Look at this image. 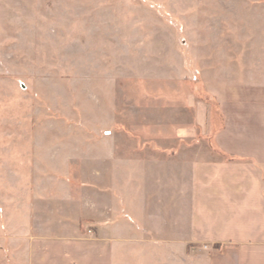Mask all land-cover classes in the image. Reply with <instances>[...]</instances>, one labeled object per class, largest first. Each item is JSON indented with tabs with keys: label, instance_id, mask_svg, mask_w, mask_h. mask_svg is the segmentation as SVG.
<instances>
[{
	"label": "rangeland",
	"instance_id": "374dc122",
	"mask_svg": "<svg viewBox=\"0 0 264 264\" xmlns=\"http://www.w3.org/2000/svg\"><path fill=\"white\" fill-rule=\"evenodd\" d=\"M262 50L264 0H0V264L38 196L54 198L42 218L63 212L88 235L111 194L102 161L159 158L145 145L178 141L161 130L166 106L207 100L194 72L242 71ZM144 257L137 264H158Z\"/></svg>",
	"mask_w": 264,
	"mask_h": 264
},
{
	"label": "crops",
	"instance_id": "0c3cea01",
	"mask_svg": "<svg viewBox=\"0 0 264 264\" xmlns=\"http://www.w3.org/2000/svg\"><path fill=\"white\" fill-rule=\"evenodd\" d=\"M245 62L242 71L206 62L207 71L194 72L207 100L188 94L176 116L166 106L161 130H175L178 141L145 145L159 158L102 161L111 194L101 196L105 206L88 235L63 212L57 222L42 218L54 198L35 197L41 208L33 205L30 222L24 202L11 264H121L125 251L129 264L144 255L158 264H264V50Z\"/></svg>",
	"mask_w": 264,
	"mask_h": 264
}]
</instances>
